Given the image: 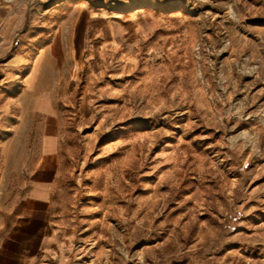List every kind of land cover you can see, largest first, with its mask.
<instances>
[{"label":"rangeland","instance_id":"rangeland-1","mask_svg":"<svg viewBox=\"0 0 264 264\" xmlns=\"http://www.w3.org/2000/svg\"><path fill=\"white\" fill-rule=\"evenodd\" d=\"M26 3L5 85L38 58L63 122L43 264H264V0Z\"/></svg>","mask_w":264,"mask_h":264},{"label":"crops","instance_id":"crops-1","mask_svg":"<svg viewBox=\"0 0 264 264\" xmlns=\"http://www.w3.org/2000/svg\"><path fill=\"white\" fill-rule=\"evenodd\" d=\"M27 12L26 0H0V264H43L63 247L55 199L63 122L36 88L38 80L27 85L38 58L26 90L5 85L7 71L28 62L13 50Z\"/></svg>","mask_w":264,"mask_h":264},{"label":"built area","instance_id":"built-area-1","mask_svg":"<svg viewBox=\"0 0 264 264\" xmlns=\"http://www.w3.org/2000/svg\"><path fill=\"white\" fill-rule=\"evenodd\" d=\"M16 45H18V40H16V43H15ZM0 67H1V64H0ZM1 76V75H0ZM1 80V79H0Z\"/></svg>","mask_w":264,"mask_h":264}]
</instances>
